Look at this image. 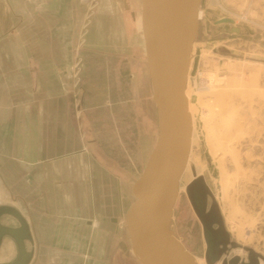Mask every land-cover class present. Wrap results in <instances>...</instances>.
I'll return each instance as SVG.
<instances>
[{"label":"rangeland","instance_id":"1","mask_svg":"<svg viewBox=\"0 0 264 264\" xmlns=\"http://www.w3.org/2000/svg\"><path fill=\"white\" fill-rule=\"evenodd\" d=\"M32 7L35 21L19 22L18 36L24 40L25 28L32 26L35 65L45 63L44 57H48L56 74L62 64L70 70V95L81 94V101L71 100L68 110L77 107L82 118L88 115L81 132L88 131L83 137L97 146L98 181L91 205L99 222H120L125 228V213L134 200L131 188L157 134L140 0H32ZM199 11L186 82L191 145L179 182L184 190L178 192L173 207L171 231L194 259L200 260L197 263L205 264L200 225L185 190L194 180V172L203 179L230 240L264 258V0H201ZM41 14H48L50 20L42 22ZM221 18H230L233 24H216ZM43 46L50 48L51 54L44 53ZM34 68L35 77L44 74ZM6 80L1 78L0 85ZM42 83L34 78L35 96L41 94ZM6 97L0 94V128L15 123V110L22 109V103L6 104ZM61 107L55 99L49 109ZM73 152L68 149L65 154ZM9 170L0 167V185L10 194L0 203H24L26 191L11 190L21 178L11 181ZM66 192L75 195L77 205L87 204L83 182L67 183ZM70 204L67 197L66 206L57 207V219ZM72 218L80 223L86 215L77 213ZM0 221L10 227L17 225L8 217ZM234 255L246 257L241 249L229 254ZM15 257L11 243L2 263H11Z\"/></svg>","mask_w":264,"mask_h":264},{"label":"crops","instance_id":"2","mask_svg":"<svg viewBox=\"0 0 264 264\" xmlns=\"http://www.w3.org/2000/svg\"><path fill=\"white\" fill-rule=\"evenodd\" d=\"M48 17L41 14V21H49ZM34 21L32 0H0V72L4 74H0V79H7L8 83L0 85V94L7 96L6 104L22 103V109L15 110V123L0 128V167L10 168L11 181L21 178L12 191H26L24 203L11 200L0 206L14 208L27 223L32 239L25 242L26 250L32 251L28 264H139L129 250L122 224L99 222L98 213L91 205L98 181L97 146L89 137H83L88 131L83 135L81 132L89 117L82 118V111L77 107V110H68L67 104L76 98L80 102L81 94L70 95L67 77L71 74L64 64L59 74L55 73L48 57H44L45 63L35 65L32 26L25 28L24 40L18 36L19 22L32 24ZM41 48L51 54L50 48ZM35 66L38 74L44 73L41 77L34 76ZM34 78L43 81L42 92L36 96ZM55 99L60 100L62 107L50 110V103ZM85 128L88 129V125ZM68 149L74 152L66 155ZM80 181L88 196L85 206L74 202L75 195L66 194L67 183ZM7 197L10 194L0 185V202ZM67 197L71 202L69 214L65 211V215L57 219V207L60 204L65 207ZM77 213L85 214L86 219L77 222L78 218H72ZM11 243L16 248L12 239L2 238L0 264H9L2 262Z\"/></svg>","mask_w":264,"mask_h":264},{"label":"water","instance_id":"3","mask_svg":"<svg viewBox=\"0 0 264 264\" xmlns=\"http://www.w3.org/2000/svg\"><path fill=\"white\" fill-rule=\"evenodd\" d=\"M200 3L201 0H140V27L157 134L143 170L131 188L134 200L125 213L130 251L139 264H197L173 235L171 217L191 145L192 123L185 89ZM215 23L233 24V20L221 18ZM231 31L238 33L239 29ZM193 176L185 190L197 211L204 202L201 197L194 201L190 187L198 184L205 188V185L200 176L194 172ZM3 216L13 218L18 225L10 227L0 221V243L3 237H9L17 248V257L9 264H28L32 251L26 250L25 242L32 239L27 223L9 206H0V219ZM254 255L256 258L251 260L249 256L247 264H264L263 257ZM237 260L234 256L228 264H237Z\"/></svg>","mask_w":264,"mask_h":264},{"label":"flooded vegetation","instance_id":"4","mask_svg":"<svg viewBox=\"0 0 264 264\" xmlns=\"http://www.w3.org/2000/svg\"><path fill=\"white\" fill-rule=\"evenodd\" d=\"M191 183L192 181L189 184ZM190 193L193 195L194 201L197 199V197H201V201L204 202L203 204L202 202L200 203V208L198 206L199 210L196 211L195 207L193 208L187 196L191 208L200 225L203 248L202 256L204 263L211 264V262L215 260V264H228L234 256L238 257L237 264L249 263V256L251 260L255 259V252L252 249L249 248L253 251L250 252L246 250L247 247L240 246L239 244L230 240L229 235L223 226L222 219L218 215V212L211 201V197L208 194L207 189L203 186L200 187L198 184H194V186L190 187ZM208 201H210V203H208ZM233 243H235V245H233ZM236 249L243 250L246 253V257L241 258L238 255L229 256L230 252Z\"/></svg>","mask_w":264,"mask_h":264},{"label":"bare ground","instance_id":"5","mask_svg":"<svg viewBox=\"0 0 264 264\" xmlns=\"http://www.w3.org/2000/svg\"><path fill=\"white\" fill-rule=\"evenodd\" d=\"M200 14H201V12L200 11H198V19H199V17H200ZM185 96H186V98H187V102H188V97H187V88L185 89ZM209 110H211V109H209ZM188 112H189V114L192 116V114H191V108H190V105H189V103H188ZM191 123H192V120H191ZM189 157V156H188ZM190 160V159H189ZM197 171H200V169H197ZM197 173V172H196ZM199 173V172H198ZM198 174H196V176H197ZM199 176V175H198ZM183 185V184H182ZM184 189L182 188V187H179L178 188V192H181V191H183ZM128 250V249H127ZM130 250V249H129ZM204 260V259H203ZM196 261V260H195ZM198 261H200V260H198ZM198 261H196V263L198 262ZM197 264H199V263H197ZM200 264H203V262L201 261L200 262Z\"/></svg>","mask_w":264,"mask_h":264}]
</instances>
